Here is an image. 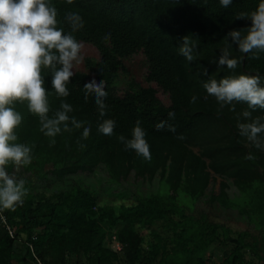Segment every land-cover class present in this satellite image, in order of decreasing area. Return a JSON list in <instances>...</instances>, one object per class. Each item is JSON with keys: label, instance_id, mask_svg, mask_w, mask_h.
I'll list each match as a JSON object with an SVG mask.
<instances>
[{"label": "trees", "instance_id": "trees-1", "mask_svg": "<svg viewBox=\"0 0 264 264\" xmlns=\"http://www.w3.org/2000/svg\"><path fill=\"white\" fill-rule=\"evenodd\" d=\"M51 3L57 9V26L65 32H71L65 15L70 11L81 15L83 27L72 35L82 44L95 47L100 58L87 60L88 72H73L67 82V97L57 95L50 84L51 72L42 70L49 116L60 110L61 102L65 101L72 105V115L81 120L79 125L69 121V128L48 137L41 131L38 115L28 110L26 102L14 105L22 115V122L15 129L17 142L32 148V161L21 165L29 174L24 179L27 192L23 203L3 211L11 226L23 225L27 246L25 252H18L16 239L0 221V264L30 261L35 264L28 243L44 264H66L67 252L76 244L67 239V228L79 220L94 227L97 216L148 229L158 220L166 222L173 231L170 246L163 247L159 234L151 231L156 241L152 253L160 257L158 264H208L203 254L215 243L235 245L225 253L221 264H252L243 253L248 248L258 256L256 246L245 243L243 236L231 237L229 229L209 222L204 213L199 216L185 213L176 199L182 195L198 201L211 182L220 178L219 191L212 193L210 200L226 209H237L250 224L264 232V149L240 136L237 128L238 117L245 122L239 114L247 109V104L234 102V108L226 105L221 109L202 87L210 76L217 79L241 73L264 76V52L244 54L233 47L232 54L239 59L235 69L218 68L215 62L227 45L224 39L227 32L246 29L249 21L241 14L255 10L258 0H233L227 7L219 0H51ZM106 32L110 33L107 37ZM185 37L195 46L191 62L178 52ZM136 54L146 57L149 67L146 80L157 88H145L130 81L120 96L115 84L124 70L122 60ZM92 77L104 81L107 95L103 98L106 105L103 116L93 91L83 86ZM160 91L169 95L170 105L159 98ZM193 95L197 96L195 103L190 102ZM169 112H174V117L170 118ZM257 116H264V109L257 107L252 111V117ZM104 119L115 121L111 136L97 131ZM137 121L145 130L150 158L126 148L118 139L119 135L131 138ZM162 121L164 127L158 130L156 124ZM85 125L90 127L87 136L82 135ZM169 125L175 131H170ZM49 164L52 170L47 172L45 167ZM100 165L106 169L110 182L118 184L131 172L149 181L160 173L166 195L157 192L132 205L100 206L98 193L81 186L56 192L51 198L38 197L31 191L34 178L42 181L49 174L63 178L78 172L91 173ZM14 167L11 163L6 166L9 172ZM174 216H179V220H174ZM94 233V228H90V234ZM91 235L85 242L78 239L85 247L89 264H121L118 252L104 247L102 238L94 245ZM136 256H140L139 252ZM260 258L264 264V257ZM142 261L151 264L147 258Z\"/></svg>", "mask_w": 264, "mask_h": 264}, {"label": "clouds", "instance_id": "clouds-1", "mask_svg": "<svg viewBox=\"0 0 264 264\" xmlns=\"http://www.w3.org/2000/svg\"><path fill=\"white\" fill-rule=\"evenodd\" d=\"M224 7L233 0H219ZM249 24L246 29H232L227 32V45L220 50L216 59L217 67L235 69L239 59L232 54L234 47L238 52L255 55L264 52V0H258L255 10L242 13ZM65 21L71 32L58 27L57 9L51 0H0V208H14L23 203L26 195L25 180L9 173L6 166L29 165L32 161V148L26 143H18L15 129L22 122V115L14 107L17 102H26L28 110L38 115L41 131L48 137H55L62 128L79 125L81 120L72 115V105L62 101L60 110L49 116L50 106L44 87L42 70L51 72L50 84L60 97H67V82L73 76L74 63L82 59V41L72 33L83 27V18L78 12L70 11ZM105 37L110 33H105ZM194 44L188 37L183 38L178 52L187 61L194 60ZM84 88L94 93V101L104 115L106 105L103 98L107 95L104 81L95 77L84 82ZM207 95L215 98L222 109L226 105L234 108V102H244L247 109L238 117L239 135L245 137L255 147L264 149V116L252 117L257 107L264 109V76L241 73L217 79L210 76L202 82ZM207 98V97H205ZM197 96L191 101L195 103ZM252 111H250V110ZM174 117V112H169ZM165 122L156 124L159 130ZM115 121L104 119L97 131L111 136ZM170 131H175L169 125ZM90 127L85 125L82 135L87 136ZM145 130L137 121L131 132V138L119 135L118 139L128 149L138 155L150 158V146L145 139ZM54 143V140L52 141ZM252 158L251 154L248 156Z\"/></svg>", "mask_w": 264, "mask_h": 264}, {"label": "rangeland", "instance_id": "rangeland-1", "mask_svg": "<svg viewBox=\"0 0 264 264\" xmlns=\"http://www.w3.org/2000/svg\"><path fill=\"white\" fill-rule=\"evenodd\" d=\"M82 59L74 63L73 72H88L87 60L98 61L100 58L98 50L89 44H82L81 48ZM123 68L117 83L115 84V91L118 95L122 96L128 88L130 81H134L142 87H156V84L149 83L146 78L149 72L146 57L143 54H136L126 57L122 60ZM159 98L165 105H170V98L168 94L160 91ZM48 172L52 170V165L49 164L45 167ZM14 173L18 179H25L29 176L24 172L22 166H15L9 172ZM212 178H215L212 174ZM221 179L216 178L215 182H211L205 196L198 201H192L178 195L176 203L183 209L185 213H191L196 216L204 213L207 220L211 223L222 225L229 229L230 235L233 238L243 236V241L247 244L254 245L257 248L258 256H255L250 249H245L243 257L246 261L252 264H263L260 257H264V232L261 228H257L250 224L248 218L242 216L237 209H226L220 206L217 202L210 200L212 193H218ZM81 186L89 188L98 193L100 206H119V205H132L137 202L141 197L149 194L160 192L165 194V188L161 186V176L158 173L152 181L144 180L131 172L128 177L120 184L117 182L111 183L108 173L104 166L100 165L93 172H78L74 175H68L63 178H57L53 174L42 181H37L34 178V184L31 186L32 193H36L38 197L44 195L48 198L53 197V194L60 191H68L75 187ZM232 193L234 190L231 191ZM166 195V194H165ZM120 197V198H119ZM174 220L178 221L179 216H174ZM96 225L91 226L86 220H79L74 226L67 228V239H71L76 244L68 250L66 255V264H89L88 255L85 253V247L81 244L80 238L88 241L90 238V228H94L95 233L93 237V244L96 245L100 238L101 244L104 247L112 248V237L116 234L119 235L123 251L118 253L121 264H145L142 260L145 258L150 260L151 264H158L160 257H154L152 247L155 245L151 231H156L160 238L163 247L170 246V239L173 231L166 226L163 220L156 221L151 228L142 227L139 224L126 225L124 223L110 222L107 219H101L99 216L96 218ZM22 226H16L18 238L16 239V250L18 252H25L27 246V236L22 231ZM116 233V234H114ZM76 237H78L76 239ZM118 238V237H117ZM119 240V239H118ZM235 245L233 243L219 244L215 243L203 254V259L208 264H221L224 261L225 253L233 250ZM139 252L140 256L136 254ZM91 255V253H90ZM144 257V259H142ZM29 262V260H28ZM19 264V263H14ZM28 264H32L30 261Z\"/></svg>", "mask_w": 264, "mask_h": 264}, {"label": "built area", "instance_id": "built-area-1", "mask_svg": "<svg viewBox=\"0 0 264 264\" xmlns=\"http://www.w3.org/2000/svg\"><path fill=\"white\" fill-rule=\"evenodd\" d=\"M0 221L5 225L9 235L13 239H17L18 238L17 231L13 226H11L8 223V220H7V217L3 211V208H0ZM28 246L32 252L33 257L35 258V264H44L40 259L37 258L36 254L34 252L33 245L28 243ZM112 248H113V250H115L118 253H121L123 251V246H122L121 242L118 240L116 235H114L112 237Z\"/></svg>", "mask_w": 264, "mask_h": 264}]
</instances>
